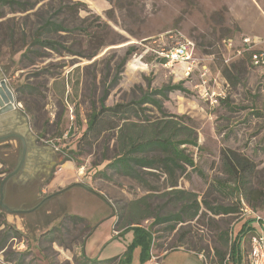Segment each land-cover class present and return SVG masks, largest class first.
Wrapping results in <instances>:
<instances>
[{
	"label": "rangeland",
	"instance_id": "374dc122",
	"mask_svg": "<svg viewBox=\"0 0 264 264\" xmlns=\"http://www.w3.org/2000/svg\"><path fill=\"white\" fill-rule=\"evenodd\" d=\"M16 1L21 5L5 6L0 16V78L7 80L22 115L10 129L27 137L44 134L38 139L41 147L59 150L56 165L47 170L48 181L21 183L28 189L18 201L24 204L21 210H32L55 195L32 212L0 210V264H218L216 250H230L226 233L235 237L251 217L216 216L203 204L197 218L173 230L169 224L154 226V217L178 213L187 203L181 191L213 206L235 203L237 196L216 187L227 179L224 150L255 163L252 187L264 192V69L237 54L242 37L264 38V0ZM47 20L67 28L59 34L42 32L61 45L57 51L34 44ZM170 36L195 45L196 62L188 77L186 66L166 68L153 52L166 48L162 41ZM131 47L137 50L126 59ZM203 67L211 85L214 79L229 84L228 103L212 106L203 98ZM226 68L238 77L236 86L224 77ZM170 84H183L188 93H170L163 101L164 116L151 105L145 106V115L194 131L198 146L183 147L195 168L179 172L176 187L160 170H140L137 181L109 168L121 152L119 128H110L123 121L106 119L99 137L83 136L101 99L106 95L108 107L129 103ZM66 157L74 164L64 182L67 190L59 187L37 197L35 191L50 182ZM0 158L7 163L0 162L1 186L21 158L2 151ZM252 210L264 219V201ZM132 220L154 233L152 258L145 263L141 245L130 251L136 232L119 228ZM15 231L21 236L15 237ZM242 245L246 254L248 239ZM109 259L114 261L105 262Z\"/></svg>",
	"mask_w": 264,
	"mask_h": 264
},
{
	"label": "trees",
	"instance_id": "16d2710c",
	"mask_svg": "<svg viewBox=\"0 0 264 264\" xmlns=\"http://www.w3.org/2000/svg\"><path fill=\"white\" fill-rule=\"evenodd\" d=\"M7 5L13 7L14 5H21V2L16 0H0V16L3 14L2 9ZM27 9L28 7L24 6L23 10ZM40 30L35 36L34 44H39L41 47L53 51L59 50L61 45L49 38H43L42 32L47 34H59L66 32L67 28L60 23L47 20ZM136 50V47H131L127 52L126 59L133 55ZM244 60L249 64L248 56H244ZM223 75L234 86L238 84V77L233 75L228 68L223 71ZM175 91L188 93V90L183 84H170L159 90L145 92L137 100H132L129 103H118L110 107L105 104V95L100 101V110L94 111L90 115L87 131L83 136L88 137L92 134L93 136L99 137L102 132L106 130L101 128V124L103 122L106 123V121H104L106 119L115 118L123 121L121 126H112L110 128H119L118 142L121 152L108 167L112 168L115 172L137 181L142 180L140 170H160L172 179V187H176L177 174L179 172H184L186 166L195 168L193 158L186 153V148L183 147L186 145L198 146L194 131L188 126L178 124L174 121L163 122V120L159 118L151 121V119L145 115V106L151 105L164 116L163 101L167 100L169 94ZM222 102L226 104L228 100L225 99ZM38 138L45 139V135H38ZM47 142L49 143V140H47ZM222 160L224 173L227 175V179L219 181L216 187L220 192H228L230 196H237V201L235 203L228 206H213L205 200L201 203L193 193L181 191L178 192V194H182V200L187 203L178 213L163 217H154L155 220L153 225L169 224L171 226L170 228L173 230L175 225L184 222L185 219L194 220L197 218L202 209L201 204L213 215H240L241 219L244 220L242 216V201H245L251 209H255L263 203L264 192L262 190L253 189L252 187V178L257 170L255 163L246 156L232 150H224L222 152ZM64 161H72V159L66 157ZM0 162L7 165L2 158H0ZM72 187H83L91 191L89 187L80 184H74ZM0 210H2L1 206ZM78 218L79 220H83L81 217ZM253 222H255V219L245 221L235 237H229V234L226 233V240L228 242L230 241V250L227 254L216 250L219 261L218 264H248L247 256L250 247L245 254L242 243L243 240L248 239L250 244V239L255 234V229L252 227ZM133 224L136 225L132 226ZM140 224L139 220H132V222H129L126 226L121 227V225H119V228L121 230L123 229V233L128 231L136 232L137 237L132 243L130 251L132 252L134 250L133 248L141 245L143 247L141 262L145 263L152 258L151 252L154 245V233L150 229L141 227ZM12 234L15 237L21 236L19 231L12 232ZM112 261H114V259H109L105 262ZM99 262L101 261H95V264Z\"/></svg>",
	"mask_w": 264,
	"mask_h": 264
},
{
	"label": "built area",
	"instance_id": "2783aa9c",
	"mask_svg": "<svg viewBox=\"0 0 264 264\" xmlns=\"http://www.w3.org/2000/svg\"><path fill=\"white\" fill-rule=\"evenodd\" d=\"M166 48L154 50L157 61L164 67H173L175 65L186 66V76L188 77L193 71L195 59V45L190 40L178 41L173 36L170 39L162 41ZM241 49L237 50L238 56H248L249 64L256 69H264V38H252L244 36L241 39ZM209 70L203 67L201 73V89L203 98L212 106H217L227 99L229 84L226 81L220 83L217 79L213 80L214 85L210 84L207 79ZM243 217L252 218L259 224H264L259 214L255 213L245 201H242ZM248 264H264V231L255 233L250 239V251L247 256Z\"/></svg>",
	"mask_w": 264,
	"mask_h": 264
},
{
	"label": "crops",
	"instance_id": "0c3cea01",
	"mask_svg": "<svg viewBox=\"0 0 264 264\" xmlns=\"http://www.w3.org/2000/svg\"><path fill=\"white\" fill-rule=\"evenodd\" d=\"M16 116L17 120L13 123L6 122L0 125V133L10 129L12 125L18 124L20 122L22 115L19 111H16ZM23 135L26 137L28 142L27 155L24 166L16 177L10 179L7 182L4 191V202L12 210H21V208L24 207V204L20 203L18 199L23 197V193L27 192L28 188L22 187L21 183L29 182L43 184L44 182H46L47 170L56 165L57 160L54 159L59 150L58 148L51 145H49V147L42 148L40 143H38V136L27 137L25 134ZM19 157L21 158L20 154ZM58 165L60 167V170L54 173V177L50 180V182L45 186H42L41 190H39L38 188L35 191L37 197H40L41 192L44 194L59 187L65 188L66 185H64V182H68L70 178L69 176L71 175L72 169L74 168V164L72 163V161L61 160ZM64 190H67V188H65ZM252 227L255 229V233L264 231L263 223L254 224L252 225Z\"/></svg>",
	"mask_w": 264,
	"mask_h": 264
},
{
	"label": "water",
	"instance_id": "95a60500",
	"mask_svg": "<svg viewBox=\"0 0 264 264\" xmlns=\"http://www.w3.org/2000/svg\"><path fill=\"white\" fill-rule=\"evenodd\" d=\"M159 62V61H158ZM18 110L17 104H16V98L10 87L8 86L7 80L4 78H0V125L4 123H13L14 121L17 120L16 116V111ZM9 138H18L22 142L23 146V151H22V156L20 163L18 167L16 168L15 171L12 173L8 174L4 180L1 183L0 186V206L2 209L9 211L12 214H23L25 212H32L36 209H38L46 200L51 199L55 194L50 195L46 197L38 206L33 208L32 210L25 211V210H12L10 209L7 205L4 204V191H5V186L7 182L18 175V173L21 171V169L24 166L25 160H26V155H27V139L23 134L19 133H14L10 136H3L0 137V141L9 139ZM59 191L60 192H63Z\"/></svg>",
	"mask_w": 264,
	"mask_h": 264
},
{
	"label": "flooded vegetation",
	"instance_id": "af4514ba",
	"mask_svg": "<svg viewBox=\"0 0 264 264\" xmlns=\"http://www.w3.org/2000/svg\"><path fill=\"white\" fill-rule=\"evenodd\" d=\"M14 133H19V132H17L15 129H8V130L0 133L1 134L0 137L10 136ZM19 134H21V133H19ZM0 151L4 152L8 157L14 156L15 154H20V156H22V151H23L22 142L18 138H9V139L0 141Z\"/></svg>",
	"mask_w": 264,
	"mask_h": 264
}]
</instances>
